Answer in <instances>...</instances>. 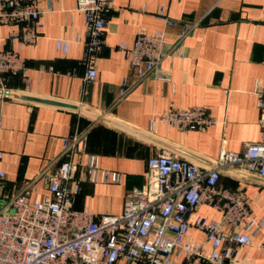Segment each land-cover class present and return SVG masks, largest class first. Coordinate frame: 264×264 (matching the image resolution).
Masks as SVG:
<instances>
[{
  "label": "crops",
  "instance_id": "obj_1",
  "mask_svg": "<svg viewBox=\"0 0 264 264\" xmlns=\"http://www.w3.org/2000/svg\"><path fill=\"white\" fill-rule=\"evenodd\" d=\"M161 7L176 21L174 26L158 19ZM39 8L45 10L44 28L34 45L22 49L23 74L7 78V87L14 94L74 108L0 100L1 197L30 184V201L47 195L38 176L61 153L63 139L76 133L86 132L85 154L97 156L102 169L121 178L118 184L81 183L73 209H88L96 219L120 215L127 194L146 186L149 158L169 155L208 169L222 151L240 152L260 140L254 88H264V0H112L104 14L93 83L83 81L85 24L83 16L73 12L75 0L44 1ZM184 25L195 27L181 37ZM141 28L165 32V48L172 51L160 72L168 81L153 75L138 80L119 50L120 44L131 46ZM11 31L0 27V38ZM56 39L72 42L68 53L56 51ZM125 79L130 88L120 96ZM193 106L205 107L218 124L204 132L183 133L150 123L171 108ZM85 159L82 156L81 162ZM253 177L226 169L218 186L243 193L250 216L259 222L264 220V179ZM197 213L210 220L221 218L206 205ZM249 233L251 244L238 248L233 264H264V224ZM189 237L204 241L194 229ZM184 261L183 256L178 260Z\"/></svg>",
  "mask_w": 264,
  "mask_h": 264
},
{
  "label": "built area",
  "instance_id": "obj_2",
  "mask_svg": "<svg viewBox=\"0 0 264 264\" xmlns=\"http://www.w3.org/2000/svg\"><path fill=\"white\" fill-rule=\"evenodd\" d=\"M44 1L50 0H0V27L12 28L0 38L1 101L12 99L7 78L23 74L21 51L34 45L44 28L45 10L39 8ZM111 6L112 0H75L73 12L81 14L85 24L82 63L86 83L96 80L104 14ZM157 17L168 26L176 24L164 7ZM193 27L184 25L181 37ZM71 43L56 39L54 45L57 52L66 54ZM119 50L138 80L153 75L168 81L160 65L172 49L165 48L163 30L141 28L132 45L120 44ZM129 88L125 79L120 96ZM254 94L262 130L259 141L246 144L240 152L222 151L208 169L169 155L149 158L146 186L127 194L118 216L96 219L88 209H73L83 181L106 185L118 184L121 178L102 169L97 156L85 154L86 132L65 137L61 153L38 176L47 195L30 201L31 184L5 198L0 195V264H233L238 248L251 244L249 231L264 224V220L256 222L250 216L243 193L218 186L226 169L237 168L264 179V88L256 84ZM153 122L183 133L204 132L218 124L202 106L171 108ZM79 170L83 176L77 177ZM3 179L0 171V181ZM204 205L219 212L220 220L199 215L197 210ZM192 229L204 235L202 243L191 240ZM182 256L185 261L179 263Z\"/></svg>",
  "mask_w": 264,
  "mask_h": 264
},
{
  "label": "water",
  "instance_id": "obj_3",
  "mask_svg": "<svg viewBox=\"0 0 264 264\" xmlns=\"http://www.w3.org/2000/svg\"><path fill=\"white\" fill-rule=\"evenodd\" d=\"M12 98L24 100V101H28V102H33V103H38V104H43V105L61 107V108H74V106L69 105V104L51 101V100L33 98V97L23 96V95H19V94H12ZM213 166L214 165H211V167H213ZM256 179H259V178H256ZM259 180H262V179H259Z\"/></svg>",
  "mask_w": 264,
  "mask_h": 264
},
{
  "label": "trees",
  "instance_id": "obj_4",
  "mask_svg": "<svg viewBox=\"0 0 264 264\" xmlns=\"http://www.w3.org/2000/svg\"><path fill=\"white\" fill-rule=\"evenodd\" d=\"M15 76H17V75H15ZM11 76H9L8 78H10ZM12 77H14V76H12Z\"/></svg>",
  "mask_w": 264,
  "mask_h": 264
}]
</instances>
